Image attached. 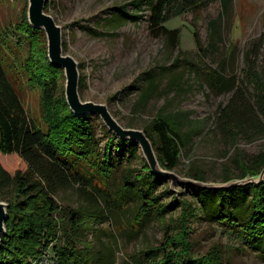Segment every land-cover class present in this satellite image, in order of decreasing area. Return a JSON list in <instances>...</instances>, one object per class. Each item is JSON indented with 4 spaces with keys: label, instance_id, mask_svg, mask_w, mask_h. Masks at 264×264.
<instances>
[{
    "label": "rangeland",
    "instance_id": "1",
    "mask_svg": "<svg viewBox=\"0 0 264 264\" xmlns=\"http://www.w3.org/2000/svg\"><path fill=\"white\" fill-rule=\"evenodd\" d=\"M49 1L48 13L62 27L64 52L78 62L83 101L107 104L121 126L138 130L145 129L163 105L167 112H188L190 121L185 147L177 168L170 172L192 179L187 174L198 168L206 173V180L202 182L224 184L225 169L232 176L228 181L236 180L240 173L238 165L249 164L255 157L264 155V119L259 115L255 119L247 118L243 124L245 134L236 132L238 137L232 143L221 131L216 112L219 106L229 103L233 92L210 88L206 76L208 70L221 72L226 78L235 77L237 100L241 105L253 107V85L250 78H245V73L251 68L264 81V0H227L225 7L222 0H215L201 12L175 16L164 24L168 30L178 31L173 43L167 33H153L149 28L146 5L135 9L127 7L128 12L139 18L124 20L117 17L113 9L134 0ZM26 4L27 0H0V45L8 58L7 67L19 53L14 42L21 40V34L16 26ZM194 31L199 36L198 45ZM5 37L12 41L6 42L10 46L9 53L4 49ZM8 71L28 116L35 123H41L40 91L26 87L27 77L15 67H9ZM148 71L152 73L146 77ZM148 80L153 85L145 97ZM64 84L65 78L63 88ZM97 118L92 115L96 134L103 139L104 125ZM254 125H257L256 129ZM138 152L145 160L140 148ZM0 163L9 171L26 168L17 154L0 155ZM139 167L137 158L131 155L124 158L117 168L116 187L133 181L132 171L136 172ZM126 178L128 182H125ZM162 179L165 182L158 184L156 190V193L161 192L162 200L169 202L176 195L178 199H187L196 209L197 217L190 222L194 227L191 240L196 255H206L212 247L223 250L230 246L232 250L227 252L228 257L222 253L221 264H264L258 251L241 246L211 217L216 216V208L212 209V203L208 204L212 199L210 195H202L201 199L184 188L186 186L181 187L179 182H174L171 188L170 180ZM99 185L103 184L99 182ZM135 187L131 189L136 190ZM91 192L94 191L72 182L61 189L55 199L65 207L94 208L97 206L95 194L91 196ZM136 196L131 190L125 192L123 201L129 205L128 210L122 212L119 208L114 214L109 213L106 217L111 225L96 224L88 237L98 249L111 255L112 264H149L155 256L150 249L161 244L164 229L173 223L180 211L179 204L170 208L164 213V221L155 215H147L140 227L130 229L129 219L141 203ZM120 226L126 227L128 233L119 236Z\"/></svg>",
    "mask_w": 264,
    "mask_h": 264
},
{
    "label": "trees",
    "instance_id": "2",
    "mask_svg": "<svg viewBox=\"0 0 264 264\" xmlns=\"http://www.w3.org/2000/svg\"><path fill=\"white\" fill-rule=\"evenodd\" d=\"M212 1L215 0H134L113 10L118 18L134 20L139 17L128 12L127 7L135 9L146 5L149 9V28L153 33H167L173 43L177 40L178 31L168 30L164 24L187 12H201ZM227 2L222 0V6L225 7ZM26 8L27 4L16 26L21 34V40L14 42L19 53L8 66L15 67L27 77L26 87L40 91L42 122L35 123L28 116L9 78V67L5 64L8 58L0 45V155L17 154L26 165L24 170L9 171L0 163V201L9 205L6 234L0 243V264H112L111 255L98 249L88 237L96 224L111 225L106 217L109 213L114 214L115 209L119 208L122 212L128 210L129 205L123 201V196L130 190L136 193L141 202L137 212L129 219L130 229L140 227L147 215H155L164 221V213L180 205L177 217L164 229L161 244L150 249L155 256L149 264H221L224 260L222 253L228 257L232 248L227 246L220 250L212 247L206 255L194 253L191 240L194 227L190 222L197 217L196 209L187 199H178L176 195L169 202L162 200L161 192L156 193V190L164 180L151 172L140 157L139 146L135 142L118 139L105 126H102L104 137L101 139L96 134L91 115L78 116L68 107L62 85L63 71L49 62L45 35L29 25ZM50 8L51 2L47 0L46 12ZM193 36L198 45L197 32L194 31ZM3 42L5 52L9 53L10 46L6 42L12 41L5 37ZM63 48L65 51V44ZM151 73L148 71L146 77ZM206 76L210 88L233 92L229 103L219 106L216 112L221 131L233 143L238 137L236 132L245 134L243 124L247 118L255 119L259 115L264 119V81L251 68L246 71L245 78H250L254 91L251 107L241 105L237 100L235 77L226 78L221 72L208 70ZM148 83L145 97L153 85L149 80ZM82 87L83 81L80 80V92ZM189 118L188 112H167L163 105L143 129L163 168H177L189 132ZM254 127L256 129L257 125ZM129 155L138 159L140 167L136 172L132 171L133 181L128 182L126 178L127 185L116 187L117 168ZM238 167L240 173L236 175L237 178L256 175L264 167V155ZM187 175L194 180H206V173L202 169L193 168ZM223 175L224 181L232 178L226 169ZM72 182L94 191L91 196L95 194L97 206H61L55 196ZM99 182L103 185H99ZM184 188L201 199L204 195H210L212 199L208 204L212 203L211 208H216V216L211 217L223 232L241 246L258 251L264 259V183L229 190ZM165 193L169 194L167 189ZM110 228L115 232L113 226ZM118 231L119 236L128 233L126 227L122 226Z\"/></svg>",
    "mask_w": 264,
    "mask_h": 264
},
{
    "label": "water",
    "instance_id": "3",
    "mask_svg": "<svg viewBox=\"0 0 264 264\" xmlns=\"http://www.w3.org/2000/svg\"><path fill=\"white\" fill-rule=\"evenodd\" d=\"M47 0H27L26 16L29 25L43 31L46 40L47 57L49 62L61 69L65 78L64 97L68 107L78 116L93 115L98 117L108 131L120 139L132 140L141 151L151 172L160 178H167L172 184L179 182L186 187L202 190H229L242 188L247 185L259 186L264 183V167L256 175H246L243 178L226 181L224 184H210L190 178H181L169 170H163L155 153L154 146L143 130L124 128L109 111L107 104H98L92 101H83L80 95V75L78 62L70 55L65 54L62 41V27L59 26L53 15L46 12ZM169 171V172H168ZM8 203L0 201V243L6 234V221L8 219Z\"/></svg>",
    "mask_w": 264,
    "mask_h": 264
},
{
    "label": "bare ground",
    "instance_id": "4",
    "mask_svg": "<svg viewBox=\"0 0 264 264\" xmlns=\"http://www.w3.org/2000/svg\"><path fill=\"white\" fill-rule=\"evenodd\" d=\"M184 185H181V187H183Z\"/></svg>",
    "mask_w": 264,
    "mask_h": 264
}]
</instances>
